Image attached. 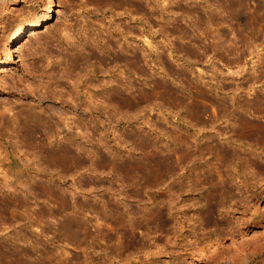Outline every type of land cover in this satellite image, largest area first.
Wrapping results in <instances>:
<instances>
[{"label":"rangeland","instance_id":"374dc122","mask_svg":"<svg viewBox=\"0 0 264 264\" xmlns=\"http://www.w3.org/2000/svg\"><path fill=\"white\" fill-rule=\"evenodd\" d=\"M103 1L56 0L0 67V264H207L194 251L200 238L204 252H239L264 235V0L238 10L225 0H133L145 7L146 40L140 13L127 26ZM11 2L0 0V58L19 23L46 9L45 0ZM113 23L134 34H110ZM91 80L96 122L88 93L76 108L38 94L43 82L59 95ZM58 109L79 121L60 143L83 146L64 172L45 164L39 144L51 135L56 147L66 134L51 120L42 136L39 120ZM34 119L35 138L25 131ZM69 215L88 228L78 259L51 233ZM213 234L224 239L211 247Z\"/></svg>","mask_w":264,"mask_h":264},{"label":"bare ground","instance_id":"6f19581e","mask_svg":"<svg viewBox=\"0 0 264 264\" xmlns=\"http://www.w3.org/2000/svg\"><path fill=\"white\" fill-rule=\"evenodd\" d=\"M102 0H100V2H101ZM141 1H143V0H141ZM145 1H147V0H145ZM45 2H46V9H45V11H43L41 14H39L38 15V17L36 18V20H34V21H31V22H28L27 24H22V23H19V26H18V28L16 29V32H14L11 36H9L8 37V39H7V47H6V49H5V52L3 53V58H0V67H2V66H8V65H11V64H13L14 62H15V51H16V46H17V44L19 43V42H21L23 39H24V37H25V33L27 32V31H29V30H34V29H37V28H40V27H43V25L54 15V9L56 8V0H45ZM140 2V1H139ZM241 2H242V0H225V2L224 3H226V4H224L226 7L227 6H230V7H232L233 8V10L235 9V6H237V7H240L241 6ZM11 3H17V0H12V2ZM102 4V3H101ZM100 4V5H101ZM138 4V3H137ZM141 5V4H140ZM240 5V6H239ZM102 6V5H101ZM101 6L99 7V8H101ZM103 6L105 7L106 6V8H108L109 10H111V14H110V17L111 16H124L125 17V20L122 22V23H125V21H126V24H127V26L128 25H130V23H131V21H134V20H136V16H134V12H136V13H140L141 14V17H140V19L139 20H141V22L140 23H142V28L140 29L141 31V35L139 34V36H140V39H142V36H143V39H145L146 40V38H145V33H146V22H147V20H145V19H147V17L145 16L146 15V13H145V11H144V8L145 7H141V6H138V5H136V3L133 1V0H104L103 1ZM144 6V5H143ZM225 6H223V7H225ZM229 7V8H230ZM103 8V7H102ZM165 8V7H164ZM163 8V10L165 11V9ZM228 8V7H227ZM119 9H123L122 11L123 12H120V11H118ZM106 10V9H105ZM235 10H238V9H235ZM108 11V10H107ZM109 12V11H108ZM117 16V17H118ZM113 17H111V18H113ZM146 17V18H145ZM226 19V18H225ZM123 20V19H122ZM227 20V19H226ZM225 20V21H226ZM113 21V20H112ZM112 21H110V19H109V23H111ZM138 21V20H137ZM224 21V20H223ZM220 22V24H221V30L223 31V34L224 35H226L225 37H227L228 36V38H229V34H231L232 35V30L233 29H231L230 28V26L231 25H228L229 24V22H228V24L226 23V22ZM115 22V21H114ZM120 23H121V21H120ZM116 25V24H115ZM122 26V25H121ZM127 26H126V28H127ZM109 27H111L112 28V25H110ZM109 27H107V31H109L110 32V34H112V31H114L115 32V30H118V32H119V35L124 39H127V38H129V37H132L131 35H133L132 34V32L133 31H131V28H132V25L129 27L130 29H128V30H123L121 27V29L119 28V26H114V23H113V28L110 30V28ZM117 27V28H116ZM124 29H125V27H124ZM117 32V31H116ZM15 33H17V34H15ZM230 35V36H231ZM137 37V36H136ZM125 39H124V41H125ZM228 40H231V37H230V39H228ZM129 41V40H128ZM127 40H126V42L127 43H130V42H128ZM142 41V40H141ZM127 43H126V45H127ZM143 43H147V41L146 42H144V40H143ZM129 48H127L126 49V51H130L131 50V46L129 45L128 46ZM144 53V52H143ZM143 56V55H142ZM139 62V61H138ZM95 76H96V74H95ZM104 80V79H103ZM109 81H111V80H109ZM108 81V82H109ZM104 82V81H103ZM107 82V83H108ZM46 83H48V82H46ZM46 83H45V85H44V82L42 83V85H41V82H40V85L42 86V88L43 89H41V91H39L40 93H38L39 94V96H41L42 98H47V97H51V98H56L57 100L59 99V101L61 100L62 102H66V103H71V102H73L74 104H73V106H74V108H76V106H78V104H79V101L80 100H82L81 99V96H83L85 93H88V96L86 97L87 99H88V101H87V103L85 102V100L83 99V104H84V102L86 103V104H88V106H86L85 105V107H88L89 109H90V107H92L91 109H92V112H91V118H93L94 120H95V122H96V120H98L99 119V117H101L100 116V113L101 112H99V110L97 109V104L93 101V98L95 97V96H97L96 94H94V93H91L90 92V90L92 89V90H94L95 91V89L96 88H98V86H100L99 84L98 85H96L95 83H93L92 82V80H91V82H90V85H89V83H88V85H86V86H84V84H80V82H78V83H76V82H74L72 85H71V87L68 89V90H64V89H60L61 90V92L59 93V95H56V92L57 91H54V88H52L50 85V83H48L47 85H46ZM106 82H105V84H107ZM112 83V82H111ZM104 84V83H103ZM109 84V86H108V91L112 88V87H110L111 86V84H110V82L108 83ZM39 85V84H38ZM55 88L57 89V86H58V84L56 83L55 85ZM37 87V86H36ZM40 87V86H39ZM39 87H38V89L37 90H39ZM107 87V86H106ZM105 88V87H104ZM55 89V90H56ZM100 89V88H99ZM35 90V89H34ZM59 90V91H60ZM105 90H106V88H105ZM107 90H106V95H105V93L103 94V95H105V100L108 102V105H109V103L111 104V106L114 104V102H115V99H114V96L112 95V93H111V90H110V92H108ZM108 92V93H107ZM101 94H102V92H101ZM64 96H67L66 98H64ZM94 96V97H93ZM99 96V95H98ZM97 96V97H98ZM41 97H39L40 98V100L42 99ZM101 97V96H100ZM99 98V97H98ZM98 98L97 99H94V100H98ZM86 99V100H87ZM68 100H70L71 102H67ZM99 101V100H98ZM102 101V100H101ZM103 101H104V99H103ZM106 102V103H107ZM98 103V102H97ZM80 106V105H79ZM110 106V105H109ZM83 107V106H82ZM84 107V108H85ZM49 108H51V107H49ZM88 108H87V110H88ZM110 108V107H109ZM46 110V109H45ZM45 110H43V112H45L44 114H46L47 112V110L45 111ZM51 110H52V108H51ZM109 110V109H108ZM112 110V109H111ZM50 111V110H49ZM48 111V112H49ZM53 111V110H52ZM56 111H58L57 112V114L58 115H55V116H57V117H55V116H52L53 114H54V112H53V114L51 115V113L50 114H47V116H45L43 119H45V121H43L42 120V118H41V120H39V122L41 123L42 122V124L41 125H43V126H46L45 128V130H44V133H43V137H44V135H45V133L48 131V129H49V125H50V122H51V120H53L52 122H51V124H55L56 125V131H57V133L58 132H60V128H59V126H61L62 128V131L64 130V131H66V134H64L63 135V132H62V137H60V140L61 141H58L57 142V144H56V147H53L52 145H51V135H46L45 136V138L43 139V138H41V137H39V139H40V141H39V144L41 145V147H42V149H43V152H44V158H45V164L47 165V166H49V168H50V166H54V167H57V168H59L60 169V171H63L64 172V170H65V168H66V165L68 164V161H69V159H75V158H79V156H80V150H82L81 148H83V146H81L79 143H76L77 145H76V147L74 148L75 150H73V151H71V147L72 146H74V145H72L71 147H69L68 145H66L65 143L66 142H68V141H66L65 143H60V142H64L63 140H67V139H69V135L72 133V135H73V131H72V125H74V124H72L71 125V123H73V122H75L74 121V117H75V119H77L76 117L77 116H74V117H72L71 119V122L69 121L70 119V117H68L67 116V114H64V113H66L64 110H62L61 111V109H58V110H56ZM85 111H86V109H85ZM90 111V110H89ZM51 112V111H50ZM107 113V112H106ZM105 114V113H104ZM108 114V113H107ZM107 114H105V115H107ZM54 118H55V121H54ZM81 120V119H80ZM0 121H1V117H0ZM1 123V122H0ZM28 123H30L31 124V122H28ZM36 123H37V121H36V119H34V126H33V128H32V126H30V124H28L27 126H26V128H25V131H28L29 130V132L30 133H34V138L35 137H37V134H38V130H37V128H39V127H37V125H36ZM40 123H38V125L40 124ZM75 123H79V121L78 122H75ZM32 125V124H31ZM76 125V124H75ZM74 125V126H75ZM81 126V125H80ZM78 124H77V127H79V128H81ZM76 127V126H75ZM84 127V126H83ZM82 127V128H83ZM66 129V130H65ZM78 129V128H77ZM78 130H83V129H78ZM56 131H55V133H56ZM87 131V130H86ZM77 133V132H76ZM75 134V133H74ZM41 135V134H40ZM39 135V136H40ZM57 135V134H56ZM59 135H60V133H59ZM72 135L70 136V138L72 137ZM58 136V135H57ZM74 138V137H73ZM76 139V138H75ZM69 140H71V139H69ZM72 142V144L74 143L73 141H71ZM68 144V143H67ZM70 144V143H69ZM55 145V144H54ZM35 154V153H34ZM34 158H35V156H34ZM35 160V159H34ZM76 162V160H74L73 161V163H75ZM24 165V164H23ZM58 172V171H57ZM15 174V173H14ZM60 174V173H59ZM64 173H62V174H60V177H59V179H61L62 181H64L63 180V178H64ZM8 177V176H7ZM7 177H3V178H7ZM5 181H6V179H5ZM7 181H9L8 180V178H7ZM6 181V184H8V183H10V182H7ZM11 181V180H10ZM16 181H18V180H16ZM20 181V180H19ZM14 182V181H13ZM5 184V183H4ZM5 184V185H6ZM8 185H10V184H8ZM8 185H7V187H8ZM8 188H10V187H8ZM7 188V189H8ZM9 190V189H8ZM255 192V191H254ZM11 193H13L12 191H11ZM48 197H51V196H53L54 194H53V191L52 190H50V189H47L46 190V192H44ZM256 193V192H255ZM14 194V193H13ZM253 196H254V194H252ZM12 197V196H11ZM13 198V197H12ZM15 198V197H14ZM256 198V197H255ZM82 220V219H81ZM80 220V218L79 217H77V216H74V215H69V216H66L63 220H61L60 222H59V224H58V226H56L55 228L53 227V228H51V233L56 237V239H57V241H62V239L64 238V239H66L67 241H68V244L69 245H71L72 247H71V249L69 250V252L71 253V258L72 259H78V258H80L81 257V254H83L82 253V251H81V247H80V243H81V239H82V237L84 236V235H86V233H87V231H88V228L86 227V225H84V223L82 222ZM83 223V224H82ZM217 233H219V232H217ZM233 233V232H232ZM214 235V234H213ZM216 235V236H215ZM214 236L215 237H213V236H209V237H205V240H207V242L205 241V244L207 243V245L209 244L211 247L215 244V243H220V241L222 240V239H224V237H221V235L219 236L218 234H215ZM229 235H231V233L229 234ZM260 237V236H259ZM206 238H208V239H206ZM229 238L230 239H232V240H234L233 238H232V235L231 236H229ZM203 240V239H202ZM231 240V241H232ZM257 240V241H256ZM255 240V242L254 241H252L253 243H251L249 246L248 245H246L247 247H242L241 249H239V252L238 251H230V250H228V251H223V252H221L224 256H219L218 257V254L215 252V253H213V251H209V250H206V252H204V250L206 249H204V247L202 246V244H201V238L195 243L196 245L194 246L195 247V249H194V251L195 252H198V253H200L199 255V257H203L204 259H205V261L207 262V264H254V262H255V257H258L259 255H261V253L264 251V235H262V237H260V238H258V239H256ZM232 242H234V241H232ZM242 243V242H241ZM206 245V246H207ZM184 246H186V244L184 245ZM185 250V249H184ZM210 252H212V253H210ZM220 254V253H219Z\"/></svg>","mask_w":264,"mask_h":264}]
</instances>
